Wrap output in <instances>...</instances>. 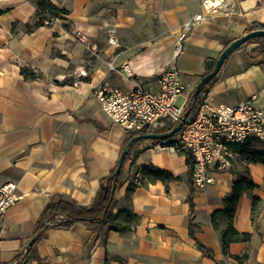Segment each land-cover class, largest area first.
<instances>
[{
    "label": "crops",
    "instance_id": "obj_1",
    "mask_svg": "<svg viewBox=\"0 0 264 264\" xmlns=\"http://www.w3.org/2000/svg\"><path fill=\"white\" fill-rule=\"evenodd\" d=\"M49 1L66 13L53 26L36 25L31 0H0V185L16 184V200L3 217L0 264L21 257L23 264H105V259L109 264H237L243 255L242 264H264V164L235 159L226 170L210 171L211 186L195 190L188 156L154 150L151 141L134 146L138 154L122 172L111 217L101 230L91 232L83 224L49 229L27 249L51 200L62 196L88 206L99 181L115 168L128 134L100 109L94 94L103 83L133 87L118 67L128 65L137 81L177 68L184 101L209 72L206 61L216 60L253 25H264V0H225L218 13L193 25L175 56L180 28L201 11V0ZM110 31L117 47L108 43ZM76 32L86 35L94 50L76 40ZM256 48L247 42L223 63L205 92L213 103L235 106L255 95L264 110V62L244 59ZM147 166L170 173L173 180L141 181L140 170ZM242 176L256 187L243 191L233 227L249 239L231 244L229 257H223L210 216L223 209V199ZM132 184L134 220L126 227L119 212ZM253 198L261 203L252 216ZM189 223L213 259L189 236Z\"/></svg>",
    "mask_w": 264,
    "mask_h": 264
},
{
    "label": "built area",
    "instance_id": "obj_2",
    "mask_svg": "<svg viewBox=\"0 0 264 264\" xmlns=\"http://www.w3.org/2000/svg\"><path fill=\"white\" fill-rule=\"evenodd\" d=\"M225 0H201V11L180 28L174 55L178 56L181 44L196 22L218 13ZM55 20L45 21L53 26ZM74 38L87 50H94L89 45L87 36L76 32ZM108 43L117 47L114 31L109 32ZM110 71H115L112 63ZM118 70L124 79L133 82L129 90L113 88L103 83L94 96L100 109L119 125L127 134L140 135L164 133L167 126H174L181 118L189 99L176 106L177 99L185 90L180 73L175 67L161 71L157 76L146 81H137L128 65H121ZM256 96L251 95L235 106L213 103L208 94L199 95L198 103L190 109L173 140L151 141V148L169 153H185L188 156L191 184L195 190H205L213 184L210 176L212 169L226 170L237 158L231 146L248 140L264 143V110L256 105ZM16 184L6 181L0 185V240L3 229V217L6 210L15 202ZM58 218H60L58 216ZM19 258L11 264H19Z\"/></svg>",
    "mask_w": 264,
    "mask_h": 264
},
{
    "label": "trees",
    "instance_id": "obj_3",
    "mask_svg": "<svg viewBox=\"0 0 264 264\" xmlns=\"http://www.w3.org/2000/svg\"><path fill=\"white\" fill-rule=\"evenodd\" d=\"M31 2L35 6V16L38 18L36 25H44L45 21L48 20H56L57 18H61L60 15L66 14L65 11L60 10L53 6L49 0H31ZM63 28H68V25L63 24ZM252 31L254 30H264V25L255 24L252 27ZM248 42H255L257 44V48L252 50L251 52L244 55V59L248 62V64L258 65L264 62V39L256 38L250 39ZM239 49V48H238ZM237 49V50H238ZM227 60V59H226ZM225 60V61H226ZM21 74L25 78H30V73L26 69H21ZM207 74V73H205ZM204 74V75H205ZM203 75V76H204ZM199 77L200 79L203 77ZM215 79V78H214ZM207 81L202 87V93H205L208 89L209 85L214 80ZM189 104L187 105L188 110L194 107L198 101L197 98L194 105H192V98L189 97ZM173 126H167L162 132H168L172 129ZM133 134H128L127 138L124 141V146L127 142L134 137ZM176 135L172 136L169 140H173ZM141 142V141H139ZM139 142L132 143L130 145L129 151L124 158L123 165L121 167L120 173L117 177L114 176L115 168L112 172L102 178L99 181V188L92 200V202L88 206L78 205L75 202L66 199L62 196H58L57 200H51L42 210L40 216L36 222L34 234L36 235V241L42 240L46 236V232L49 229H61V230H70L75 224H83L87 227L91 232H98L107 221L110 219V212L115 205V190L121 185V175L124 171L127 162H129L132 158H134L138 153L132 152L135 145ZM256 142L255 140H248L242 144L232 145V150L237 154V158L244 159L247 163L251 164H264V145L262 150L254 149ZM189 165V162H188ZM141 181L145 182H168L173 180V177L170 173L155 169L153 167H142L140 170ZM136 185H129L127 196L125 200L127 202L126 208L121 210L119 214L123 215L126 227H129L132 221L134 220V216L130 212V197L129 194L133 191ZM256 187L255 184L249 180L247 176H242L238 181H236L231 189L230 194L223 199V209L220 211L214 212L210 216L211 226L214 232L217 234L219 238L220 250L223 257H229L228 250L229 246L233 243H242L246 242L249 239L248 234H240L233 227V220L235 217V211L239 199L244 190H252ZM188 202L191 205V198L188 197ZM261 200L258 198L252 199V208L251 215L253 216L256 211V205L260 204ZM58 216L60 218H58ZM116 227H114L115 229ZM124 228H119V230H123ZM189 236L193 238L196 242L197 247L207 256L208 258L213 259V254L210 249L206 248L203 244L198 242L192 231V226L189 223L188 227ZM246 259V256H241L236 258L237 264H242ZM25 262L23 259L22 263ZM105 264H109L108 260L105 259ZM218 264H224L219 261Z\"/></svg>",
    "mask_w": 264,
    "mask_h": 264
},
{
    "label": "water",
    "instance_id": "obj_4",
    "mask_svg": "<svg viewBox=\"0 0 264 264\" xmlns=\"http://www.w3.org/2000/svg\"><path fill=\"white\" fill-rule=\"evenodd\" d=\"M256 38H262L264 39V30H254L249 33H246L242 37L232 41L228 46L224 48V50L219 54L216 60L209 59L206 61V68L209 70L207 74H205L199 82L196 84L192 94V105L196 102L197 98L201 94L202 87L207 81H210L214 79L220 68L222 67L223 63L225 60L233 53L235 52L238 48H240L242 45L247 43L250 39H256ZM264 48V44H263ZM191 109V108H190ZM190 109L186 110L182 118L172 127V129L168 132L164 133H152V134H140L132 137L127 144L124 146L123 150L121 151L118 161H117V166L115 168L114 176L117 177L120 173L121 167L124 162V158L126 154L129 151L130 145L135 142L139 141H164L170 139L172 136L176 135L181 127V124L183 120L189 115ZM35 238L33 237L27 246V249H29L34 243H35Z\"/></svg>",
    "mask_w": 264,
    "mask_h": 264
},
{
    "label": "rangeland",
    "instance_id": "obj_5",
    "mask_svg": "<svg viewBox=\"0 0 264 264\" xmlns=\"http://www.w3.org/2000/svg\"><path fill=\"white\" fill-rule=\"evenodd\" d=\"M177 69V68H176ZM183 95H181L178 99H177V101H176V106L178 107V106H180L181 104H182V102H183ZM255 146H258V147H260V146H263L264 145V143H261V142H256V144H254Z\"/></svg>",
    "mask_w": 264,
    "mask_h": 264
}]
</instances>
